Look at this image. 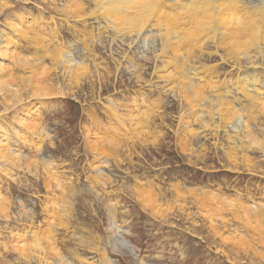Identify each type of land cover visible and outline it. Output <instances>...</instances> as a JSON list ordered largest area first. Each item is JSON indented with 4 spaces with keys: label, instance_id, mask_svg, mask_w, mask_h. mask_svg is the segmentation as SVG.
Returning a JSON list of instances; mask_svg holds the SVG:
<instances>
[{
    "label": "rangeland",
    "instance_id": "1",
    "mask_svg": "<svg viewBox=\"0 0 264 264\" xmlns=\"http://www.w3.org/2000/svg\"><path fill=\"white\" fill-rule=\"evenodd\" d=\"M73 1L0 0V264H264V58Z\"/></svg>",
    "mask_w": 264,
    "mask_h": 264
},
{
    "label": "bare ground",
    "instance_id": "2",
    "mask_svg": "<svg viewBox=\"0 0 264 264\" xmlns=\"http://www.w3.org/2000/svg\"><path fill=\"white\" fill-rule=\"evenodd\" d=\"M90 1V0H89ZM95 8L91 13L85 12L84 0H74L71 5H75V10L71 11L73 16H81L83 19L94 15L97 19H105L106 29H113L117 34L130 32L141 33L149 25L156 27L164 42L172 34L184 33V38H190L191 48L201 51L198 43V34L204 33L208 36V41L214 40L219 35V31L224 28L223 35L244 34L249 40L245 43L247 50H257L254 54L253 67L256 68L257 60L264 58V0L253 4L255 0H92ZM257 1V0H256ZM71 7V6H70ZM244 12V15L242 13ZM66 13V16H72ZM242 16L244 18H242ZM104 21V20H103ZM84 22V21H83ZM85 26V23L83 24ZM131 29V31H130ZM110 30V29H109ZM112 31V30H111ZM212 35V36H210ZM227 36L223 37L224 42ZM164 44V43H163ZM218 44V42H216ZM166 46H163V51ZM85 48V47H84ZM242 53L237 52L238 60H241ZM249 54V53H248ZM76 53H61V59L66 66H75L80 71L76 72L78 80L87 77L91 70H81L83 62L75 59ZM72 64V65H71ZM188 83L190 91L196 92L193 82ZM199 96L203 97V91L199 87ZM227 114V113H226ZM238 120L241 116L237 115ZM229 122V121H227ZM235 124V123H234ZM234 124H232L234 126ZM239 137V135H238ZM230 139V138H229ZM250 141L245 149H264V143L254 136H247ZM231 140L233 138L231 137ZM240 142H244L240 138ZM254 143L255 146L251 144ZM243 146V145H242ZM237 152V149L235 150ZM56 249V248H54ZM39 256H41L38 253ZM41 258V257H40ZM42 259V258H41Z\"/></svg>",
    "mask_w": 264,
    "mask_h": 264
}]
</instances>
